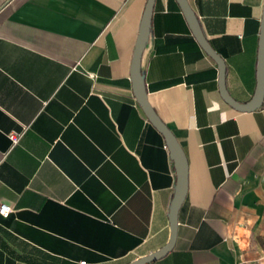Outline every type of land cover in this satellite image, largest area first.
<instances>
[{"label":"crops","instance_id":"crops-1","mask_svg":"<svg viewBox=\"0 0 264 264\" xmlns=\"http://www.w3.org/2000/svg\"><path fill=\"white\" fill-rule=\"evenodd\" d=\"M188 1L250 102L264 0ZM147 2L0 0V264H128L169 242L176 162L132 80ZM142 73L188 160L175 245L148 264H264V100L224 99L178 0H155Z\"/></svg>","mask_w":264,"mask_h":264},{"label":"water","instance_id":"water-1","mask_svg":"<svg viewBox=\"0 0 264 264\" xmlns=\"http://www.w3.org/2000/svg\"><path fill=\"white\" fill-rule=\"evenodd\" d=\"M184 14L191 26V29L198 39L202 47L207 51V53L218 63L220 70V89L224 99L230 103L233 107L241 111H251L257 109L264 100V19L262 28V37L259 53V64H258V84L255 94L250 102L240 103L234 99L226 86V64L224 59L216 50L211 46L208 41L202 25L199 21L198 16L192 9L188 0H178ZM155 0H148L144 15L142 18L140 26V34L137 40L133 62H132V80L134 83L135 94L143 107L145 113L147 114L150 121L164 134L169 149L172 153V157L176 162V168L178 173V184L176 193L172 202L170 211V222H171V236L169 242L153 253L140 257L128 264H148L152 263L172 250L175 245L177 238V228H178V213L179 210L187 196L188 193V160L185 151L176 137L175 133L164 123L157 112L150 105L148 99V92L144 76L142 73V60L143 55L150 38V30L152 23V15L154 10Z\"/></svg>","mask_w":264,"mask_h":264},{"label":"built area","instance_id":"built-area-1","mask_svg":"<svg viewBox=\"0 0 264 264\" xmlns=\"http://www.w3.org/2000/svg\"><path fill=\"white\" fill-rule=\"evenodd\" d=\"M22 133L21 132H12L9 133V137L10 139L14 142L17 143L21 137ZM13 208L10 204L8 203H0V216L2 217H9V215L12 213ZM228 238L225 237V240H227ZM80 264H87V261L82 260L80 261Z\"/></svg>","mask_w":264,"mask_h":264}]
</instances>
